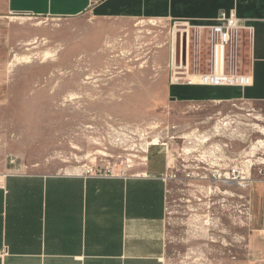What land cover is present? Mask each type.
<instances>
[{
  "label": "rangeland",
  "instance_id": "374dc122",
  "mask_svg": "<svg viewBox=\"0 0 264 264\" xmlns=\"http://www.w3.org/2000/svg\"><path fill=\"white\" fill-rule=\"evenodd\" d=\"M7 1L0 0V156L47 174L164 170L166 264H249L264 104L177 102L165 80L176 48L169 26L103 34L88 17L15 15ZM204 46L207 70L208 36Z\"/></svg>",
  "mask_w": 264,
  "mask_h": 264
},
{
  "label": "crops",
  "instance_id": "0c3cea01",
  "mask_svg": "<svg viewBox=\"0 0 264 264\" xmlns=\"http://www.w3.org/2000/svg\"><path fill=\"white\" fill-rule=\"evenodd\" d=\"M7 6L28 17H88L104 26L103 34H130L141 24L169 26L176 46L180 33L187 37L184 61L175 48L165 79L177 102L264 104V0H8ZM222 11L245 27L227 71L250 76L251 84H189L210 71V55L207 70L203 63L204 40ZM11 160L0 156V264H166L164 170L47 174L24 171ZM248 216V263L264 264V179L252 182Z\"/></svg>",
  "mask_w": 264,
  "mask_h": 264
},
{
  "label": "built area",
  "instance_id": "2783aa9c",
  "mask_svg": "<svg viewBox=\"0 0 264 264\" xmlns=\"http://www.w3.org/2000/svg\"><path fill=\"white\" fill-rule=\"evenodd\" d=\"M245 29L241 21L234 14L222 11L217 17L216 24L208 28V42L210 45V71L196 75L189 84L196 83L208 86L246 87L251 84V77L228 73L234 67L237 56L238 41L241 31ZM12 163L16 160L12 159ZM98 176H123L124 173L107 168L104 171H94ZM215 180H221L220 171L213 173ZM229 179V178H228Z\"/></svg>",
  "mask_w": 264,
  "mask_h": 264
},
{
  "label": "water",
  "instance_id": "95a60500",
  "mask_svg": "<svg viewBox=\"0 0 264 264\" xmlns=\"http://www.w3.org/2000/svg\"><path fill=\"white\" fill-rule=\"evenodd\" d=\"M186 45H187V37L185 35L179 34L177 36V46H176V55L178 61L182 59L184 61L186 57Z\"/></svg>",
  "mask_w": 264,
  "mask_h": 264
},
{
  "label": "bare ground",
  "instance_id": "6f19581e",
  "mask_svg": "<svg viewBox=\"0 0 264 264\" xmlns=\"http://www.w3.org/2000/svg\"><path fill=\"white\" fill-rule=\"evenodd\" d=\"M153 145H159L158 141H155V142L153 143Z\"/></svg>",
  "mask_w": 264,
  "mask_h": 264
}]
</instances>
